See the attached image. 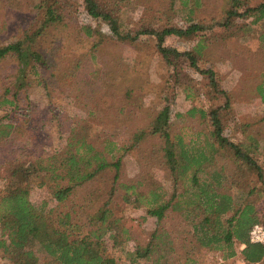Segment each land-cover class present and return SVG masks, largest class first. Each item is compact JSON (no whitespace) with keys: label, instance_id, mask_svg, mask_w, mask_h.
Returning <instances> with one entry per match:
<instances>
[{"label":"rangeland","instance_id":"1","mask_svg":"<svg viewBox=\"0 0 264 264\" xmlns=\"http://www.w3.org/2000/svg\"><path fill=\"white\" fill-rule=\"evenodd\" d=\"M185 1L103 0V3L115 12L124 34L135 35L146 28L159 30L165 26L202 23L203 27L193 34L167 36L165 44L194 54L200 40L206 44L202 55H197V63L200 69H213L218 88L228 93L229 106L221 110L224 134L242 142L264 168V102L258 89L264 81V19L253 22L256 16L253 12L241 14L264 0H240V15L233 16L228 14L231 0ZM84 2L0 0V44L38 34L50 4L64 14L62 22L49 24L31 43L45 58V63L34 68V63H30L32 66L29 64L21 70L16 58L7 57L0 62V93L15 100L0 108V124L15 123L12 141H6V135L0 134V191L9 182L13 161L16 163L19 158L26 162L34 155L52 152L66 142L70 128L81 118L91 119L97 130L110 134L118 144L128 143L136 134L143 133L137 152L149 156L153 164L158 162L157 147L164 144L161 136L151 132L156 116L167 105L172 138L181 134L186 142L193 139L202 144L212 140L214 126L210 117H203L200 112L188 113L194 105L209 112L225 103L226 97L214 90L208 76L187 56L168 62L158 50L156 35L141 33L136 40H122L106 21L88 13ZM192 9L194 13L190 16ZM84 26L90 27V35ZM188 84L191 88L185 89ZM89 108L95 114L89 116ZM117 152L125 156L122 177L132 178L141 173L136 152L126 153L122 148ZM223 163L217 152L216 165ZM149 167L150 164L146 170ZM238 168L228 164V171L246 183L247 188L256 184L259 187L248 196L244 194L246 187L241 189L235 185L231 190L234 198L237 203L253 202L256 211L264 216V185L258 182L256 167L242 164ZM153 170L160 181L169 176L159 167ZM31 200L46 210L56 204L48 188L39 186L33 188ZM122 208L134 237L147 243L157 226V218L149 215L145 207ZM171 222L170 218L168 227ZM235 248L237 253L227 260L219 250L204 248L200 261L252 264L243 259L240 243ZM134 249V241L116 249L110 246L123 264H132L130 252ZM36 264L54 263L38 251ZM139 264H148V261L142 259Z\"/></svg>","mask_w":264,"mask_h":264},{"label":"trees","instance_id":"2","mask_svg":"<svg viewBox=\"0 0 264 264\" xmlns=\"http://www.w3.org/2000/svg\"><path fill=\"white\" fill-rule=\"evenodd\" d=\"M231 4L228 14L240 15V0H231ZM84 5L92 17L106 21L122 40H136L141 33L156 35L158 50L168 62L187 56L208 76L214 90L224 94L226 101L209 112L195 105L188 111L191 115L200 112L203 117H210L213 137L205 144L193 139L186 142L181 134L172 138L170 106L159 111L151 134L161 136L164 145L155 151L156 164L137 152L143 133L136 134L128 143L118 144L113 136L97 130L89 118L73 124L66 142L52 152L34 155L26 162L19 158L16 163L11 161L9 182L0 191V264H36L38 251L52 258L54 264H123L110 246L116 249L130 241L135 242V249L130 252L132 264H139L142 259L148 264H204L200 261L204 248L219 250L227 260L237 253V242L245 244L241 253L246 262L263 263L264 243L251 242L249 231L256 223L264 224V216L256 211L253 202L237 203L231 191L239 185L241 189L246 187L244 194L249 196L259 185L247 188L246 183L228 171V164L233 163L237 169L242 164L255 166L262 185L264 168L242 142L224 134L221 110L229 106L228 93L218 88L213 69H200L197 63V55H202L206 44L200 40L196 54L165 44L167 36L193 34L203 27L202 23L124 34L115 12L103 0H85ZM251 12L256 15L253 22L264 19V2L241 14ZM193 13L192 9L190 16ZM63 15L52 4L48 5L38 34L49 24L62 22ZM84 27L90 35V27ZM36 33L0 44V62L7 57L16 58L21 70L30 63H34L30 64L33 68L45 63L40 51L32 48ZM189 88L188 84L185 89ZM258 89L264 102V81ZM14 102V98L0 93V108ZM88 111L89 116L95 114L91 108ZM14 126V122L0 124V134L6 135V141H12ZM121 148L126 153L136 152L139 157L141 173L135 177H122L125 156L117 152ZM217 152L225 161L221 166L216 165ZM156 167L168 172V180L156 178ZM37 186L48 188L55 206L46 210L32 202L31 193ZM127 205L145 207L149 215L157 218L147 243L137 240L126 223L122 207Z\"/></svg>","mask_w":264,"mask_h":264},{"label":"built area","instance_id":"3","mask_svg":"<svg viewBox=\"0 0 264 264\" xmlns=\"http://www.w3.org/2000/svg\"><path fill=\"white\" fill-rule=\"evenodd\" d=\"M249 239L253 243H264V224L256 223L249 231ZM241 248L245 247V244H240Z\"/></svg>","mask_w":264,"mask_h":264}]
</instances>
